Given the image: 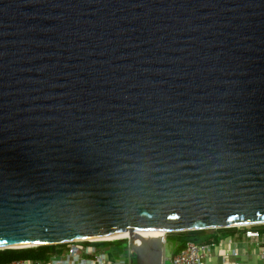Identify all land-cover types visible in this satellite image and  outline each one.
Here are the masks:
<instances>
[{
	"label": "water",
	"instance_id": "1",
	"mask_svg": "<svg viewBox=\"0 0 264 264\" xmlns=\"http://www.w3.org/2000/svg\"><path fill=\"white\" fill-rule=\"evenodd\" d=\"M247 222L264 0H0V249L128 229L135 264H162L136 230Z\"/></svg>",
	"mask_w": 264,
	"mask_h": 264
},
{
	"label": "built area",
	"instance_id": "2",
	"mask_svg": "<svg viewBox=\"0 0 264 264\" xmlns=\"http://www.w3.org/2000/svg\"><path fill=\"white\" fill-rule=\"evenodd\" d=\"M264 225V223H259ZM259 224H243L233 228L229 235H219L216 240L202 242L188 239L171 255H166V234L162 237L164 254L162 264H244L243 257L256 258L264 264V230ZM124 238L97 239L81 238L59 243L63 247L60 253L52 255L48 260L18 259L4 264H135L132 260L133 250L121 253L117 242ZM129 239V237L125 238ZM245 247L239 249L238 244ZM126 251V250H125ZM215 258L217 259L215 261Z\"/></svg>",
	"mask_w": 264,
	"mask_h": 264
},
{
	"label": "trees",
	"instance_id": "3",
	"mask_svg": "<svg viewBox=\"0 0 264 264\" xmlns=\"http://www.w3.org/2000/svg\"><path fill=\"white\" fill-rule=\"evenodd\" d=\"M263 226V225H262ZM235 232L233 228H209L202 230H191L176 232L174 237L181 247L186 240L193 239L202 242L216 240L219 235H229ZM61 245H39L23 248L0 249V264L9 263L18 259L48 260L52 255L60 253Z\"/></svg>",
	"mask_w": 264,
	"mask_h": 264
},
{
	"label": "rangeland",
	"instance_id": "4",
	"mask_svg": "<svg viewBox=\"0 0 264 264\" xmlns=\"http://www.w3.org/2000/svg\"><path fill=\"white\" fill-rule=\"evenodd\" d=\"M259 226L261 227L262 225L259 224ZM264 226V225H263ZM178 234L176 232H166V238H167V243L165 245V253L166 255H171L172 252H174L176 249L180 248L178 247L179 246V243L177 240H175L174 236ZM121 242H117V249L119 250V252H123V253H127V250L129 252V248H128V245H129V242L127 239H122L120 240ZM55 245H58V244H55ZM238 247L239 249H242L243 247H245V244L244 243H240L238 244ZM126 250V251H125ZM217 259L215 258V261ZM243 260L245 261L244 264H263L262 261L256 259L255 257L252 258V259H247L246 257H243Z\"/></svg>",
	"mask_w": 264,
	"mask_h": 264
},
{
	"label": "bare ground",
	"instance_id": "5",
	"mask_svg": "<svg viewBox=\"0 0 264 264\" xmlns=\"http://www.w3.org/2000/svg\"><path fill=\"white\" fill-rule=\"evenodd\" d=\"M253 222L251 223H244V224H252ZM166 230L165 229H162V228H152V229H138L135 231V234L137 236H141V237H144V238H152V237H163L165 234H166ZM130 236V233H129V230L126 229V230H123V231H119V232H115V233H111V234H106V235H102V236H99V237H95L97 239H116V238H127ZM140 243V239L138 238L136 240V244H139ZM31 244L29 243H18V244H15L13 246L15 247H22V246H29Z\"/></svg>",
	"mask_w": 264,
	"mask_h": 264
},
{
	"label": "crops",
	"instance_id": "6",
	"mask_svg": "<svg viewBox=\"0 0 264 264\" xmlns=\"http://www.w3.org/2000/svg\"><path fill=\"white\" fill-rule=\"evenodd\" d=\"M260 228H261L262 230H264V226H261Z\"/></svg>",
	"mask_w": 264,
	"mask_h": 264
}]
</instances>
